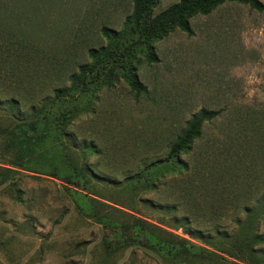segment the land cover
<instances>
[{
	"label": "rangeland",
	"instance_id": "rangeland-1",
	"mask_svg": "<svg viewBox=\"0 0 264 264\" xmlns=\"http://www.w3.org/2000/svg\"><path fill=\"white\" fill-rule=\"evenodd\" d=\"M179 1L159 0L150 17ZM131 12L132 0H0V167L15 155L6 134L14 117L69 89L78 67L92 64L89 49L112 47L102 28L119 32ZM189 25L191 36L176 29L135 53L145 92L116 76L80 100L64 128L66 164L20 170L17 195L0 189V264H220L217 256L250 264L216 246L236 252L248 234L264 233V215L237 225L246 208L264 205V14L225 4ZM13 98L18 111L9 109ZM201 109L221 115L181 155L183 167L163 171L153 190L126 186L166 156ZM235 122L241 133L231 132ZM65 167L93 174L75 188L59 179ZM107 220L117 228L105 227ZM135 226L182 253L161 256L133 239ZM115 232L122 240L110 245ZM255 249L264 256V243Z\"/></svg>",
	"mask_w": 264,
	"mask_h": 264
},
{
	"label": "trees",
	"instance_id": "trees-1",
	"mask_svg": "<svg viewBox=\"0 0 264 264\" xmlns=\"http://www.w3.org/2000/svg\"><path fill=\"white\" fill-rule=\"evenodd\" d=\"M159 0H132V12L125 18L123 27L119 32L102 28L101 34L112 44L111 48L89 49L88 57L92 60L90 65L78 67V74L71 78L72 86L67 90L58 89L55 92V101L46 105L40 110H33L28 117L23 119L14 117L13 125L6 131L10 137V146L14 149V160H8V167H0V189L10 191L17 195L19 191L15 188L16 175L19 171L40 173L54 161L62 164L68 162L67 155L70 146L64 143V128L71 117L81 111L80 100L86 98L99 85L108 84L116 76H122L136 93L145 92L146 89L138 81L135 74V66L132 61L137 51L150 50V44L154 41L167 37L174 30L178 29L186 35L193 34L189 25L190 19L198 15L208 16L216 9L225 4H238L246 6L249 10L258 14H264V3L261 0H180L167 8L159 15L151 18L152 9ZM147 60L156 61L153 53H146ZM2 100L0 99V103ZM4 102V101H3ZM9 109L18 111L19 103L14 98L8 100ZM49 109H47V107ZM221 115L220 111L201 109L193 114L187 121L185 128L177 139L169 146L168 152L163 159L155 160L139 171L136 176L126 178V186L135 187L142 185L144 189L153 190L157 186L158 178L165 170H178L183 167L180 160L182 154L187 153L193 143L201 136L202 127L206 123L217 120ZM243 127L235 122L231 132L241 133ZM36 163L38 168H32ZM38 171V172H37ZM64 174L59 175L60 181L67 185L79 188L87 181L86 173L93 174V169L85 171L63 170ZM73 171H75L73 169ZM106 181V180H104ZM115 184L114 180H108ZM140 184V185H139ZM74 193V192H73ZM75 194V193H74ZM83 198H86L83 196ZM15 199L19 201L16 196ZM247 218L244 223L238 220L237 225H249L255 217L264 215V205L259 210L252 212L246 208ZM104 226L116 229L118 224L107 220ZM156 229V228H155ZM137 242L144 243L153 248L163 257L177 259L182 250L172 249L165 240L160 238L157 231H148L142 227H134ZM219 234V232H218ZM220 237L221 241L228 238L226 233ZM122 240L120 232H115L108 242L110 245L119 243ZM264 243V233L260 235L248 234L241 246L236 247V252H231L222 246H216L218 252L233 258L234 260L247 261L250 264H264V256H260L256 245ZM185 250V249H184ZM187 251V250H186ZM188 252V251H187ZM220 264L228 263L217 256Z\"/></svg>",
	"mask_w": 264,
	"mask_h": 264
}]
</instances>
